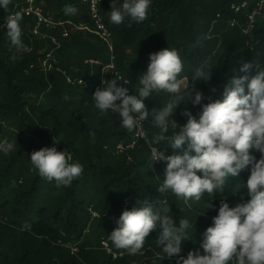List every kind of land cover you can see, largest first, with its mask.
I'll list each match as a JSON object with an SVG mask.
<instances>
[{
	"label": "trees",
	"instance_id": "obj_1",
	"mask_svg": "<svg viewBox=\"0 0 264 264\" xmlns=\"http://www.w3.org/2000/svg\"><path fill=\"white\" fill-rule=\"evenodd\" d=\"M242 1L152 0L146 20L136 23L125 18L119 25L109 19L111 0L103 3L101 13L114 36V62L129 80L128 94L138 91V77L147 70L149 53L174 48L184 64L181 77L190 78L196 65L211 60V79L198 82L197 88L204 94L203 103L222 100L225 84L234 74H243L239 72L242 63L264 62V33L257 29L249 40L240 28L228 24L235 18L232 5ZM17 3L18 0H11L7 10L0 8V140L16 144L7 156L0 154V264H137L139 253L120 260L113 254L126 250L112 245L113 254L107 256L105 252H89L84 242H89L87 238L95 227L98 241L107 238L124 210L147 204L156 211L161 207L160 200L168 202L170 215L177 223L180 218H188L194 225L188 229L191 239L182 243V255L186 257L189 251L199 248L212 219L202 215L197 218L198 214L171 192H157L166 162H155L151 167L149 148L128 152L131 159L118 154V144L131 140L134 132L122 126L118 114L101 112L95 106L92 97L101 82H92V70H83L84 60L101 61L100 55L107 47L92 33L86 6L79 0L41 1L46 15L72 29L67 38L56 31L50 33L57 39L53 43L58 63L53 61V69L45 70L42 40L31 33L34 20L24 16L20 21L22 49L11 45L3 28ZM68 5L77 8L76 14H65ZM218 18L219 25L214 27L212 22ZM260 24L263 23L258 22V27ZM83 27H89L90 32ZM218 33L224 38L217 50L219 39L210 35ZM128 51H132L130 57ZM97 73L100 79L107 76L102 63ZM167 100L168 94L161 92L145 103L151 110L162 107ZM186 107L193 115L200 111L199 106L180 105L173 117L180 126L186 123L187 118L182 115ZM177 130L171 129L169 135ZM52 146L58 151H70L73 160L83 166L81 175L70 186L57 187L55 181L41 178L29 160L33 151ZM157 147L166 155L176 154L165 142ZM256 155L259 158L260 154ZM248 175L247 171L241 172L245 183ZM241 179L228 177L223 193L216 192L212 197L205 193L199 202L193 201L195 208L204 212L212 203L213 207L208 209H218L220 196L233 203L242 202L241 196L246 201V187L241 194L231 197ZM208 209L206 214L211 213ZM9 214L13 218L9 219ZM156 236L150 234L143 249L153 246L160 255L157 263L175 264L174 258L164 257L155 243ZM70 245L80 250L79 256L72 255ZM149 255L155 253L150 251Z\"/></svg>",
	"mask_w": 264,
	"mask_h": 264
},
{
	"label": "clouds",
	"instance_id": "obj_2",
	"mask_svg": "<svg viewBox=\"0 0 264 264\" xmlns=\"http://www.w3.org/2000/svg\"><path fill=\"white\" fill-rule=\"evenodd\" d=\"M10 2L0 0V8L7 10ZM151 3L152 0H111L109 19L117 25L125 18L143 22ZM64 12L74 15L77 8L68 5ZM21 19L19 14L8 15L3 25L11 45L17 49L24 48ZM148 59L134 95H129L120 77L114 76L102 81L104 87L97 88L92 99L101 112L118 114L128 131L140 128L141 122L151 117V126L159 131L147 141L149 163L152 167L155 162H166L163 181L156 191L171 192L191 208L190 201L199 202L205 193L209 197L223 193L228 177L241 179V172L247 171L246 183L241 179L231 197L246 187L249 199L245 201L241 196L242 202L233 203L220 196L217 214L204 231L199 248L189 251L186 257L182 255V243L191 239L188 229L194 225L188 218H180L177 223L166 200H160L161 207L156 211L147 204L124 210L109 240L116 249L136 255L146 238L156 233L155 243L164 257L174 258L175 264H264V62L242 63L239 72L243 74H234L225 84L222 100L203 103L205 97L197 83L210 81V59L196 65L190 78L181 77L184 64L174 48L149 53ZM161 92L168 94L167 103L149 110L145 101ZM189 104L199 106L200 111L193 115L186 107L182 113L186 123L180 126L173 117L180 105ZM171 129L178 130L169 135ZM160 142L170 145L176 154L166 155L157 147ZM15 148L13 142L0 140V154L7 156ZM29 160L41 178L55 181L57 187L70 186L83 171L70 151H58L55 146L33 151Z\"/></svg>",
	"mask_w": 264,
	"mask_h": 264
},
{
	"label": "built area",
	"instance_id": "obj_3",
	"mask_svg": "<svg viewBox=\"0 0 264 264\" xmlns=\"http://www.w3.org/2000/svg\"><path fill=\"white\" fill-rule=\"evenodd\" d=\"M41 1L42 0H18L19 3H17L15 11L11 15H15L17 12H20L25 17H30L34 20L35 24L33 25V28L31 29V33L35 36L41 34V30L43 28L46 29H54L55 25L52 23V19L46 15L41 7ZM81 4L85 5L87 8L88 15L90 17L91 23L93 25V29L91 30L92 33L96 34L98 37L101 38L103 42H105L108 47L110 48V52L113 55V49L112 46V32L108 28L105 18L101 13V6L103 3L108 2L110 0H79ZM233 13L235 15H238L240 13H245L246 16L245 22L241 24L236 21V18H233L230 21V25L232 27H239L242 32L246 35H250L253 33V31L256 28V25L258 23V19L260 18L264 25V0H243L240 3L233 4L231 7ZM89 30L90 28L85 27V29ZM69 33L67 30H64L63 36L68 37ZM55 42V40H54ZM53 61L55 62V58L52 54H48L47 58L42 62L43 68L45 70H51L53 68ZM87 64H93L98 65L100 64L99 61H94L93 59H88L85 61ZM107 79H112L114 76L120 77L121 84L128 88L129 80L126 79L123 74H121L115 64H114V57H112L110 64L108 65ZM100 84V88L102 89L104 87L102 81ZM68 82H71V79H68ZM81 82V81H80ZM123 82H127L128 84H123ZM146 126L144 121L141 122L140 128H137L134 130V134L131 140H129L126 143H119L116 147L117 153L121 154L125 152L127 149H135L139 146L140 143H147L148 138L146 134ZM161 150V149H160ZM164 151V150H161ZM162 162V161H158ZM128 203V202H127ZM128 205V204H126ZM106 217V215H104ZM103 244L108 247V244L103 242ZM73 252H76V249H72ZM72 252V253H73Z\"/></svg>",
	"mask_w": 264,
	"mask_h": 264
},
{
	"label": "rangeland",
	"instance_id": "obj_4",
	"mask_svg": "<svg viewBox=\"0 0 264 264\" xmlns=\"http://www.w3.org/2000/svg\"><path fill=\"white\" fill-rule=\"evenodd\" d=\"M17 5V4H16ZM16 5L14 6V9H13V12L15 11V8H16ZM42 6V5H41ZM106 8V7H105ZM16 14H19L21 17H24V15H22L20 12H17ZM235 15V14H234ZM48 17H50L52 20V23L55 25V27H54V29H46V28H43L42 30H41V34L40 35H37L41 40H42V42H41V46H42V53L44 54V58L43 59H41L42 61H44L46 58H47V55L48 54H52L53 56H54V58H55V54H54V43H53V41L54 40H57L56 39V37H54V35H51L50 33L51 32H54V31H56V32H59V34L61 35V37H63V35H62V33H63V31L64 30H67L68 31V33L69 34H71V31H72V29H70V28H67L66 26H62V25H60V24H58V23H56L54 20H53V16H51V15H48ZM242 17H244V19L242 20ZM235 20L236 21H238L239 23L241 22L242 24L245 22V18H246V16L243 14V12L242 13H240V14H238V15H235ZM261 18V17H260ZM258 19V22H262V18L261 19ZM232 19H230L229 21H228V24L230 25V21H231ZM219 21H220V18H218V19H215V20H213V22H212V25L215 27V26H217V25H219ZM240 23V24H241ZM263 23V22H262ZM213 26H212V29H213ZM231 26V25H230ZM264 25L263 24H260L259 25V27H258V23H257V25H256V28H255V30H257V29H259V31L261 32V33H264V27H263ZM232 27V26H231ZM89 28V27H88ZM233 28H239V27H233ZM70 29V30H69ZM82 29H85V27H83ZM212 29H210V32L212 31ZM225 29V28H224ZM85 30H87V28L85 29ZM255 30L253 31V33L252 34H250V35H246V34H244L243 32H242V30H241V32H242V34H244V36H246L247 37V39H249V40H251L253 37H254V35H255ZM87 31H89V30H87ZM30 32V31H29ZM90 32V31H89ZM94 34V33H93ZM210 35V34H209ZM210 36H213V37H216V38H218L219 39V41H217V44H216V49L218 50V48H219V44H220V41L222 42L223 41V38H222V36H221V34H219L218 33V35L217 34H214V35H210ZM64 38V37H63ZM65 38H67V37H65ZM100 38V37H99ZM221 38V39H220ZM101 39V38H100ZM112 46L114 47V36H113V34H112ZM105 45H106V47H107V51L106 52H103L100 56H101V61L100 60H96V59H93L94 61H100V64H98L99 66L101 65V63H102V66H103V68H105L106 70L108 69V65L110 64V62H111V59H112V57H114L115 56V58H116V52H114V49H113V55H112V53L110 52V48L108 47V45L105 43V42H103ZM215 43H216V41H215ZM248 42L246 41V44H247ZM249 44V43H248ZM129 52V51H128ZM130 54H129V57H130V55H132V51H130L129 52ZM87 59H90V58H86V60ZM86 60H84V69L83 70H92L91 71V73H93L92 74V82L93 83H98L99 81L101 82V79H104V80H107V77H112L111 75L110 76H100L101 77V79L99 78V76H98V73H97V69H99V66H95V65H93V64H87L85 61ZM107 61H108V63H107ZM129 61H132V59H130ZM104 62V63H103ZM54 63H58V61H57V59H55V62ZM114 64H115V62H114ZM92 66H95L96 68L94 69V67H92ZM116 66V65H115ZM116 68H117V70L122 74V72L118 69V67L116 66ZM53 69V68H52ZM51 69V70H52ZM58 70H59V68H58ZM191 84V83H190ZM123 86V85H122ZM126 86H129V85H126ZM144 123H145V126H146V134H147V138H148V140H150L151 138H152V135H153V131H154V128L151 126V117H149V119L148 120H145L144 121ZM134 131H132V133H133ZM155 133L156 132H158V130H155L154 131ZM143 149H148V144L145 142V143H140L139 144V146L137 147V148H135V149H127L125 152H123V153H121L120 155L121 156H127V158H129V159H131L132 157H131V155H130V153H128V152H131V151H138V150H143ZM162 177V176H161ZM164 177V176H163ZM162 177V178H163ZM162 180V179H161ZM162 182V181H161ZM190 203H191V208H189L191 211H193L194 213H197V214H200V213H202V212H199L198 211V209H196L195 208V204H194V202L193 201H190ZM125 204V206L124 207H126L127 208V205L126 204H128L127 202H125L124 203ZM211 213L210 214H203L202 216H207L209 219H212V217L213 216H215L216 214H217V210L218 209H208ZM106 215V217H107V214H105ZM11 218H13L12 217V215H10L9 214V219H11ZM3 220L4 221H6L7 223H10V220H8V218H6V217H3ZM96 224V223H95ZM98 234H99V232H98V230L96 229V227L93 229V231H92V235H90L88 238H87V241H89V242H87V243H85L84 242V246L89 250V252H99L100 254L101 253H103V252H105L106 254H107V256L108 255H111V254H113V246H112V243H110L109 242V238L107 237V238H105V239H101V241H98L99 240V237H98ZM103 242H105V243H107L108 244V247H106L104 244H103ZM103 245V246H102ZM70 248H69V250L70 251H72V249H76V252H73V254L72 255H74V257L75 256H79V254H78V252L80 251L78 248H76V247H72L71 245L69 246ZM122 251H124L125 252V250H122ZM150 251H152V252H154L155 253V256H150L149 255V252ZM140 254V255H139ZM139 254H138V256L140 257H138L136 260H135V262L137 263V264H160V263H157V260H159V258H160V255H159V253H158V251L157 250H155L154 249V247L153 246H148V248L145 250V249H142L140 252H139ZM113 256L116 258V259H122V258H124L125 259V257H132V255H129L127 252H125V253H122V254H113ZM134 256V255H133ZM51 257V256H50ZM79 260L80 261H82V258H81V256H80V258H79Z\"/></svg>",
	"mask_w": 264,
	"mask_h": 264
}]
</instances>
